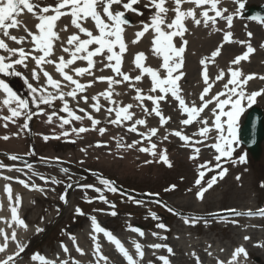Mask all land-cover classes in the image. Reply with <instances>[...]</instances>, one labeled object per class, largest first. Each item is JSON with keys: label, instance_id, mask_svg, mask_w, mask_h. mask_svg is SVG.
Returning <instances> with one entry per match:
<instances>
[{"label": "rangeland", "instance_id": "374dc122", "mask_svg": "<svg viewBox=\"0 0 264 264\" xmlns=\"http://www.w3.org/2000/svg\"><path fill=\"white\" fill-rule=\"evenodd\" d=\"M261 1L264 0H243L249 5H259ZM32 2L39 4L40 6L55 5L57 0H32ZM126 2V0H125ZM149 0H140V3L134 5L143 12V15H138L134 12L129 11L126 15H129L133 24L126 27L124 37L125 42L129 45L128 52L125 53L123 71L129 72L130 75L135 76L139 74V70L135 69L133 64L134 56L139 51H144L147 59L144 62L146 66L153 68H158L162 63L161 59L154 56L151 52V40L153 33L151 30L146 33L141 40L136 44H131V41L135 39V33L140 30L139 26L141 21L149 22L150 16L154 9H149L145 7ZM169 9L174 7L172 0H168L166 5ZM192 4H184L182 8H190ZM235 8L237 7L235 3ZM119 10H123L116 6ZM51 14V13H49ZM168 20L171 21L174 18V12H168ZM22 23L18 29H10V34L17 37L24 35L27 36L24 31V26L26 25L29 30L34 32L30 27L32 22H37L38 20L30 13L25 10L19 17H17ZM237 19L247 20L244 14L240 17L234 19V30L235 28L248 29L252 33L251 38L247 37H237V31L233 32V41H245L246 45L242 46L237 42L224 43L221 49V54L215 58L214 63H209L208 74L210 76V82L215 80V76L219 74L220 69H225L226 76L224 80L215 83L212 91L209 95H214L223 89V84L228 79L227 68L229 62L235 58L236 55L242 54L246 51L247 44L250 43L255 49H261L264 58V26L259 23L253 24L249 23L252 21L247 20L240 21ZM60 25L58 28H63L65 24H70L69 17H62L58 22ZM92 22L89 20L87 27L94 31V26H91ZM219 24L224 25L226 22L218 21ZM186 27L189 31L185 34V39L188 41V45L185 52V67L183 71L185 76L179 82L183 89V95L185 96L186 102L191 104L195 101L199 105V96L192 97L191 93L195 91H202L204 87L203 83V70L204 66L200 64V60L207 57L206 50H200V47H192L190 44V36L193 34V29L195 26L191 19L185 21ZM71 27V26H70ZM69 27V28H70ZM76 31V29L74 30ZM214 35V34H212ZM206 37L209 39V49L213 48L215 50L218 45L223 41L222 31L217 33L216 36H211L210 33H203L202 38ZM0 38L2 34H0ZM61 38L66 41L68 36L63 35ZM83 38V37H82ZM9 44V47H25L26 50H30L31 38L27 37V41L23 45H17L14 42L4 38ZM192 39V38H191ZM212 40V41H211ZM177 44L180 43L179 38L175 41ZM203 45V44H202ZM201 45V46H202ZM224 49V50H223ZM224 51V54H223ZM212 51L207 53H211ZM39 55V53H36ZM0 55H6L0 51ZM254 56L251 55L248 60L242 61L239 67L244 69L243 73L248 74H264V66H259L255 64H248L250 58ZM51 59L56 60L57 57L54 54ZM96 59H99L97 57ZM32 60L27 61L28 67L24 68L22 66H17V70L23 74V77H27L30 82L36 85L35 81L31 80V69L35 67L32 64ZM75 66H86V62L77 61ZM45 69L53 76L54 79L61 80L62 78L55 71L54 65H44ZM100 66L97 65V68ZM236 67V66H233ZM96 76H110L113 75L111 69H105L103 72L96 71ZM11 77L4 78L6 82H9ZM20 79L24 84V79L22 77H15ZM79 79V78H78ZM91 78L85 76L80 78L81 82L86 83ZM257 81V80H254ZM254 83L252 80L246 85L247 92L254 90L264 89V81H257ZM45 80L41 73V79L39 84H44ZM15 85V84H14ZM139 88L144 89L147 93L151 86L150 78L145 76L143 80L136 85ZM192 86L194 87L192 89ZM94 88L101 89L99 92L104 91L107 88L106 82H95L93 84ZM115 91L121 93L119 96H114L118 102L122 105L127 103H132L136 105V101L133 99L135 92L128 88L127 84H121L114 86ZM96 89V90H97ZM65 90V89H64ZM69 90V89H68ZM29 91V90H28ZM49 91H52L49 89ZM93 88H89L85 93L89 97L95 95L99 92L94 91ZM28 94L22 97L27 98ZM223 98V97H222ZM70 102V107L73 110L77 109V102L71 98H67ZM169 102H161V106L164 115L174 117L178 120L175 123V127H170L171 130H179V128H185L187 131L185 134L190 135L195 131L200 125L192 124L189 126H182L180 120L186 118V115H181V111L178 106V102L168 97ZM91 103V100L89 101ZM101 104L107 107V101L100 98ZM149 109L151 108V102L146 101ZM262 107L264 111V94L257 97L256 102ZM43 105H41L42 108ZM62 106V102L57 99L53 101V107H49L52 111H57L58 115H66L63 112H59ZM79 107L85 108L97 118L101 120L102 127L108 129V131L101 136L97 131H89L87 133L81 134V137H76L75 135L70 138L61 139H49L45 141L43 135L51 136V126L52 124L44 123L47 119L45 115L34 116L29 122V126L32 128V132H29V137L23 138L18 148L4 147L0 144V163L12 167V171H8L7 168L0 169V173L5 176L19 177L31 182H35L37 185L45 188L44 192L41 191H29L22 185L17 183L15 180L6 181V183L11 184V188L14 191L21 189L29 200L23 201L19 209V215L24 219L28 225L27 233L24 237L17 239V241H22L26 244V250L18 257V264H39V262H33L30 257L34 253H40L44 255L47 259L58 261L61 259H69V257L74 259L85 258V264H95V256L93 253V247L89 242H86L81 238V235L88 234L92 235V227L90 217L95 216L98 223L106 230L111 231V233L120 239L124 247L133 254L134 258L139 260V257L135 256V248L133 241L140 243L142 245V250L145 253L143 257V264H148L149 261L152 264H162L161 261L157 259L159 255H164L168 257L171 264H197L196 258L198 257L202 264H217V261H223L225 264L230 260L232 253L236 247L243 246L246 253L253 247H260V243L264 240V217L261 216H237L234 220H226V216L234 215L228 213L226 210H250L254 213L264 206V187H261L262 182H264V142L262 143V152L258 161H253L250 155L247 153L245 148L240 144L233 154L231 159L222 160V167L227 168L228 171L223 179H218V182L204 194L205 199L202 203L201 199H197L196 192L199 190V186L195 185V180L198 178L197 165L203 163L204 161L214 160V149L203 148L199 154L198 162H193L189 159L190 148L183 147V141L178 137L170 135L168 141H163L161 143L162 148L167 149L169 159L172 162V167H167L163 163H151L148 164L146 175L140 174L139 172H126L121 173L119 171L120 165L115 163L109 164L104 163L103 165L95 164L96 159L94 158V145L97 141L106 142L107 145H114L123 137V143L128 144L133 140H138L140 137L136 133H131L126 130L125 127L114 126L107 123L109 119L108 114L103 109L99 113L93 112L91 108L83 101L79 102ZM213 105H209V109ZM248 107H245V110ZM35 111V109H33ZM136 113V118H144L147 120V128L157 127L159 132L157 136L153 137V141L161 140L165 132L159 126V117L154 114L152 116H145L143 111L139 107H134L132 109ZM78 115H83L77 111ZM203 117L211 118L210 111L206 109L204 113L201 114ZM244 113L241 114L239 119V125L242 123ZM148 117H150L148 119ZM111 118H114V114ZM24 123V120L18 118L17 123L14 124L16 131L19 129L18 123ZM81 122H73L77 127L80 126ZM84 126H90V121L85 119L83 122ZM98 126V127H99ZM68 128L69 126H65ZM141 132L147 131V128L138 126ZM213 137L215 133L211 134ZM111 137H116L115 140ZM75 140V143L71 142ZM212 141H208L211 143ZM144 143H147L145 141ZM93 145V147H88V145ZM81 148L87 149V155L81 152ZM4 151V152H1ZM2 153V154H1ZM246 156L245 163L233 164L232 160H238L240 155ZM10 155H18L20 159L11 160ZM59 158L56 160L55 158ZM47 160V162H45ZM83 161V163H81ZM31 164L33 169L40 173L42 176L48 178L49 182L45 183L37 176H33L32 172L28 169L27 165ZM20 168L22 171L17 172L14 169ZM67 168L68 172L65 173L62 169ZM219 169L207 172L204 179L201 181L202 184H206L207 180L211 176L216 174ZM102 175L115 182V186L118 188L116 193L109 191H104L103 195L106 196L110 204H114L115 208H111L110 204H105L99 199V193L95 192L93 189H83L79 185L82 184H93L96 187L103 188L99 184L97 176ZM240 176V180L236 177ZM55 178L59 183H51V178ZM71 184L72 187L69 188L68 185ZM175 184L177 187L172 190L165 192L164 189L169 187V185ZM191 189V191H189ZM150 193H159L158 196L149 195ZM61 194H66V203L60 200ZM85 197L91 199V203H87ZM134 201H139L140 203H134ZM159 201V203L157 202ZM167 205V207H165ZM79 207L83 214L77 215L75 209ZM102 209L103 211H97ZM172 209L173 211H169ZM116 211L118 214L112 216L109 213L111 211ZM190 211L198 212L199 217L202 219L198 220L195 224H201L199 227L190 228V224H185L184 220L190 217H183V213ZM156 213L158 219H153L151 213ZM183 212V213H182ZM210 214H219V219H213ZM182 215V216H181ZM235 216V215H234ZM205 221H208L206 224ZM235 221V223H233ZM157 223H164L167 226L168 231L158 229L156 227ZM186 226H183V225ZM129 225L137 227L144 232V236H140L138 233L132 232L129 229ZM42 228L43 231L36 232V228ZM225 230L229 232V235L235 241L231 244L230 240L225 234ZM156 232L159 236H166V240L159 239V236H153L152 233ZM75 237L77 244L81 247L85 254L80 255L73 245L69 236ZM97 240L101 244V250L103 254L109 257V264H126L121 254L115 249L112 243H110L102 233L96 234ZM248 236L249 239L245 240L244 237ZM103 240L106 243H103ZM61 243L65 244L70 252L65 254L60 247ZM155 243H166L173 248V255H169L166 249H152L149 247L151 244ZM201 243L200 247L198 246ZM209 245L211 247H209ZM200 249V250H199ZM177 250H180L179 252ZM203 251L204 254L200 251ZM211 252L212 255H208ZM10 252H7L9 254ZM195 253V256H193ZM3 256L4 258L6 257ZM257 254H252L250 257H245L241 254L237 258V264H264V249L258 250V255L262 256V262L255 260ZM190 256L194 258V263L190 262Z\"/></svg>", "mask_w": 264, "mask_h": 264}, {"label": "snow or ice", "instance_id": "6c2138e0", "mask_svg": "<svg viewBox=\"0 0 264 264\" xmlns=\"http://www.w3.org/2000/svg\"><path fill=\"white\" fill-rule=\"evenodd\" d=\"M140 3V0H57L55 5L40 6L32 2V0H0V34L2 37L7 38L17 45H23L27 41V37L31 38V49L26 50L25 47L12 48L4 38H0V51L6 53V55H0V121H3V126L7 128L9 124H16L18 118H23L24 123L19 125L20 129L29 130V122L37 115H45L47 119L45 123L55 124L60 129L57 133L55 128L52 135H43V139L48 141L51 139L70 138L75 135L81 137V134L89 131H97L103 136L108 129L101 125V120L97 119L92 112H89L85 108L79 107V102L83 101L89 106L95 113H99L102 109L106 111L109 119L108 124L114 126L125 127L128 132L136 133L140 139L133 140L131 143H123V137L117 141L116 147L118 149L124 148L136 149L139 152L146 153L153 159L145 160V165L151 163H163L167 167H172V162L169 159L167 149L159 148V144L153 141V137L157 136L159 128L151 127L147 128V120L144 118H136V113L132 111L134 107L142 109L145 116L159 117V126L164 127L169 121L171 116L164 115L161 102L168 103V97L178 102L181 115H186V118L180 120L182 126H189L192 124H198V127L191 135H187L182 127L179 130H171L167 134L161 137V142L168 141L169 136L173 135L183 141V147L192 149L189 155L190 160H197L199 154L203 148L214 149V160L204 161L197 165L198 178L195 180V185L199 186V190L196 192L197 199H203L204 194L211 189L218 179H223L228 171L227 168L222 167V160L231 159L233 157L236 148L239 147L241 141L239 138V119L242 113L245 111V107H251L257 97L264 94V89L254 90L250 93L246 90V85L249 81L255 78L256 74L245 75L242 69L239 67L242 61H246L249 55L252 54L255 49L250 43L247 44L246 51L242 54L236 55L233 60L229 62L227 68L228 79L223 84V89L216 92L214 95H209L216 82L224 80L226 76L225 69H220L219 74L215 76V80L210 82V76L208 74L209 63H214L215 58L221 54V49L224 43L238 42L245 44V41H233V32L226 31L223 35V41L211 52L210 57H204L200 60V64L204 66L202 73L204 87L199 94V105L195 101L191 104L186 102L185 96L182 94L183 89L180 85L181 79L185 76L183 71L186 63L185 52L188 45L185 34L189 31L186 27L185 21L191 19L195 26H203L205 28L210 27V32L221 31L217 27L218 21L226 22V27L231 29L234 27V19L240 17L242 11L245 9V3L243 0H235L237 5L234 12L229 13L227 7L219 8L218 5L221 0H172L174 7L169 9L166 5L168 0H149L145 4L146 8L154 9L150 16L149 22L141 21V28L135 33V39L131 41V44L138 43L146 33H153L151 40V52L154 56L161 59L162 63L158 68H153L145 65L147 56L144 51H139L135 54L133 64L135 69L139 70V74L132 76L129 72L123 71V63L125 53L129 50V45L125 42L124 33L126 26L130 24V21L126 18V14L131 11L138 15H143V12L134 5ZM184 4H192L194 7L187 9L182 8ZM122 8L123 10H119ZM208 6V7H205ZM197 9H200L197 13ZM32 14L38 23L35 24L36 32H32L24 26V31L27 36L21 35L19 37L10 34V29H18L22 23L17 19L24 11ZM174 12V18L169 22L168 12ZM213 13L210 15L209 13ZM51 13V14H49ZM225 13H228L225 15ZM62 17H70V26L76 29L75 32L70 34L66 41H64L60 32H66L69 29V24H65L63 28H58V21ZM252 20H256L264 23V16L250 17ZM89 20L94 24V31L87 27ZM251 38L252 33H247ZM83 37V38H82ZM176 38H179L180 43L177 44ZM59 41L62 52L68 54L67 59L61 55L58 59L53 60L51 57L55 54V42ZM264 47V45H262ZM36 53H39L37 55ZM99 57V59H96ZM31 59L35 63V67L31 69V80L36 82V85L29 81L27 77H23V74L17 70V66L24 68L28 67L27 61ZM77 61L86 62V66H75ZM44 65H54L55 71L62 78L61 80L54 79L53 76L45 69ZM97 65L100 67L97 68ZM236 66V67H233ZM105 69H111L113 75L110 76H96L95 72H103ZM41 73L45 80L44 84H39L41 79ZM92 77L86 83L81 82L80 79L83 76ZM147 76L150 78L151 86L145 93L144 89L137 87V83L141 82L143 78ZM6 77H22L24 83L28 88V96L22 97L16 91L10 87L9 83L4 78ZM260 79L264 80V76ZM106 82L107 88L95 95L89 97L85 93L89 88L93 86L95 82ZM127 84L128 88L135 92L133 99L137 102L136 105L132 103L121 104L114 96H119L121 93L116 92L114 86ZM65 88L69 90L65 91ZM51 89L52 91H49ZM67 98L77 102V109L73 110L70 107V102ZM103 97L107 101V107L101 104L100 98ZM223 97V98H222ZM59 99L62 102V106L59 112H63L66 115H58L57 111L48 113L41 105L53 107V101ZM91 100V103L89 102ZM146 101L151 102V108L146 104ZM209 105H213L209 109ZM3 109L7 110L8 115L3 114ZM35 109V111L33 110ZM208 109L211 114V118L203 117L201 114ZM82 113L83 115H78ZM114 114V118H111ZM54 117L56 119H54ZM87 119L90 121V126H84L83 121ZM58 121V123H57ZM81 122L77 127L73 122ZM69 126L66 128L65 126ZM99 126V127H98ZM147 128V131L141 132L139 127ZM215 132L213 137L211 134ZM20 131L12 133V136H19ZM9 135L0 136V139L8 140ZM115 140L116 137H111ZM147 141V146H144V142ZM208 141H212L208 143ZM71 142L75 143V140ZM139 147L137 148V146ZM95 147H106L107 143L103 141H97ZM93 147V145H88ZM81 152L87 155V149L81 148ZM99 157H97L98 159ZM123 158V157H120ZM9 159L15 161L20 159L18 155H10ZM59 160V158H55ZM47 162V160L45 161ZM245 163L246 156L240 155L238 160H232L233 164ZM83 163V161H81ZM28 169L32 172L33 176L39 177L45 183H48V178L42 176L40 173L33 169L31 164L27 165ZM7 168L8 171H12L13 168L0 163V169ZM216 171V174L211 176L207 180L206 184H202L207 172ZM17 172L22 171L20 168L14 169ZM67 173L68 169H62ZM0 178L5 181L15 180L29 191H41L44 192L45 188L37 185L35 182L29 183V181L20 179L19 177L4 176L0 173ZM98 182L103 188L96 187L93 184L79 185L83 189H93L99 193L96 199H99L105 204H110L103 192L109 191L116 193L118 188L115 186V182L105 178L102 175L97 176ZM240 180V176L236 177ZM51 183H59L54 177L51 178ZM72 187L71 184L68 185ZM177 186L175 184L169 185L164 191H172ZM261 187H264L262 182ZM191 191V189H189ZM4 193L7 196L9 202L10 220L5 217H0V221H3L8 228L12 229L11 233L5 232L4 229H0V254L6 253L9 248V241L15 243V251L6 255L5 258L0 259V264H18V257L25 252L26 244L22 241H17L16 228H24L27 230L28 225L24 219L19 215V209L22 204V197L19 193L13 195V191L10 183L4 185ZM149 195L158 196L159 193H150ZM60 200L66 201V194H61ZM87 203H91L92 200L85 197ZM159 203V201H157ZM139 204V201H134ZM3 205L0 204V208ZM111 208H115L114 204H110ZM167 207V205H165ZM173 211L172 209H168ZM97 211H103L102 209ZM235 216H253L259 215L264 217V209H260L257 212H240L235 209L230 210ZM77 215H82V210L77 207L75 209ZM112 216H116V211L109 213ZM213 219H219V214H210ZM153 219H158L156 213H151ZM202 219V217H190L184 220L185 224L195 223ZM92 235L91 240L93 243V253L95 256V264H109V257L103 254L101 250V244L97 240V235L102 233L103 236L115 246V249L123 257L126 264H143V257L145 253L142 250V245L133 241L135 248V256L139 257V260L135 259L133 254L124 247L120 239L115 237L111 231L103 228L97 221L95 216L90 217ZM207 224L208 221H205ZM235 223V221H233ZM156 227L168 231L167 226L164 223H157ZM129 229L132 232L138 233L140 236H144V232L129 225ZM43 231L42 228L37 227L36 232ZM153 236H159L158 233L153 232ZM75 246V250L84 255V250L79 247L75 237L69 236ZM159 239L166 240V236H159ZM245 240L249 237L245 236ZM65 254L70 252L69 248L61 243ZM152 249H166L169 255H173V248L166 243H155L149 245ZM209 247H211L209 245ZM243 254L247 256L246 250L243 246L236 247L232 253L230 260L227 264H236L237 258ZM208 255H212L211 252ZM195 256V253H193ZM162 264H171L168 257L159 255L157 257ZM30 260L33 262H39V264H81L80 261L69 257V259H61L53 261L47 259L40 253H34L31 255ZM197 264H202L199 258H196ZM91 264V262H90ZM148 264H152L151 261ZM217 264H225L223 261H217Z\"/></svg>", "mask_w": 264, "mask_h": 264}, {"label": "bare ground", "instance_id": "6f19581e", "mask_svg": "<svg viewBox=\"0 0 264 264\" xmlns=\"http://www.w3.org/2000/svg\"><path fill=\"white\" fill-rule=\"evenodd\" d=\"M191 5V4H190ZM235 0H221V3L218 5L219 8H224V7H227V9L229 10V13H232L235 11ZM191 7H194V5H192ZM205 7H208V6H205ZM200 9H197V13H199ZM210 15H213V13H209ZM228 14V13H225V15ZM70 18V17H69ZM38 23V21L36 22H32L30 24V27L32 28V30H34V32H36V29H35V24ZM262 23V22H260ZM88 25V24H87ZM262 25L264 26V23H262ZM60 25H58L59 27ZM69 27H70V24H69ZM210 27L209 28H205L203 26V24L199 27H195L193 29V34L192 36H190V44L192 47H200V50H203L204 49V52L206 50V54L207 57H210L211 53H207V52H210L211 51H214L212 50L213 48H210L209 49V45L208 44L210 41L209 39H207L206 37L202 38L201 40V37L203 35V33H206V32H209V33H218V32H210ZM217 27L219 29L222 30H230L228 29L226 26H223L220 24L217 25ZM139 28H141V25L139 26ZM75 29L73 27H70L68 29V31L66 32H60V36H63V35H67L69 36L70 34H72ZM238 30V33L241 37H244L246 36V31L242 28H237ZM232 31V30H230ZM213 36V40H214V36L216 35H212ZM238 35V34H237ZM192 38V39H191ZM212 41V40H211ZM203 44V45H202ZM202 45V46H201ZM55 55L58 59L59 56L63 55L65 56V58L67 59V55L66 53L62 52L61 50V46H60V42L57 41L55 42ZM224 50V49H223ZM261 49H256L252 54L254 56H252L249 60V63L248 64H255V65H259L261 66H264V58H261L260 56L263 55L262 51H260ZM223 54H224V51H223ZM250 54V55H252ZM249 55V57H250ZM32 64L35 65L34 61L32 62ZM242 71H244V69H242ZM87 76V75H85ZM83 76V77H85ZM261 76H264V74H259L255 76L254 79H252V81L254 83H258L257 81L260 80V81H264L262 79H260ZM82 78V77H81ZM92 79V77H90ZM80 79V78H79ZM254 80H257V81H254ZM205 86V85H204ZM94 89V91H97L99 92L101 89H97V88H94L93 86L91 87ZM194 87L192 86V89ZM69 88H65V91H67ZM97 89V90H96ZM94 91H92V93H94ZM102 92V91H101ZM202 91H195V93H191V96L192 97H197L199 96V94L201 93ZM0 97H2V93H0ZM3 114L4 115H8L7 113V110L6 109H3ZM46 112L50 113L49 111L45 110ZM150 117H148L149 119ZM178 122V120L174 117H172L171 121H169L164 127H162V131L165 132V133H168L169 131H171V129H169L170 127H175V123ZM3 121H0V130H1V134H8L9 137L11 138V140H9L8 144L9 145H14L15 143V140L14 137L12 136V133L14 131V127H13V124H9V126L7 128H5L3 126ZM58 123V121H57ZM55 125V124H53ZM58 129V127H57ZM181 129V128H179ZM187 129L184 128V132H186ZM215 133V132H213ZM192 133H190L191 135ZM158 144H159V148L163 149L162 148V145H161V140H158L156 141ZM3 144H6V143H3ZM144 146H147V143H144ZM139 147V145L137 146V148ZM203 149V147H202ZM95 153H94V158L96 159V162L95 164L97 165H103L104 163H109L110 165L115 163L116 165H120V168H119V171L121 173H126V172H139L140 174H143V175H146V172H147V167H148V164L145 165L143 162L145 160H150V159H153L151 156H149L148 154L146 153H142V152H139L138 150L136 149H128V150H125L124 148H120L118 149L116 147V144L114 145H107L106 147H96L94 149ZM192 152V149H190V154ZM97 157H99L97 159ZM120 157H123V158H120ZM193 162H198L199 160H192ZM155 163V162H154ZM156 164V163H155ZM5 176V174H4ZM6 184V181L3 179V178H0V204L3 205L2 208H0V217H5V218H8L10 220V211H9V202H8V199H7V196L6 194L4 193V185ZM19 190H16L14 191V189H12L13 191V195H15L16 193H19L22 197V203L24 204L23 201H28L29 198L26 197L24 195V193L21 191L20 188H18ZM210 191H208L209 193ZM204 199H205V196L203 197V199H201L202 203H204ZM237 211H240V212H248V211H243V210H237ZM183 213V212H182ZM186 214V213H185ZM187 215L189 216H196L198 215V212H193V211H190L187 212ZM1 223V226L4 227L1 229H4L5 232H8L9 234L11 233L12 229L8 228V226L3 222V221H0ZM183 226H186L185 224ZM190 227H192L190 225ZM28 230V229H27ZM27 230H25L24 228H16V232H17V237L19 239H21V237H24V234L27 233ZM225 234L227 236V238L230 240V243L233 244L235 243V241L232 239V237L229 235V232L227 230H225ZM83 237V238H82ZM81 238L84 239L86 242H89L92 247H93V243H92V240H91V235H88V234H83L81 235ZM0 242H2V237H0ZM103 243H106L104 240H103ZM14 244V245H13ZM201 243L198 245V246H195V247H200ZM12 246H15V243L13 242L12 243ZM260 249H264V240L262 241V243H260V247L257 246V247H253L251 250H249L247 252V256L250 257L252 254H257L256 257H255V260L258 262L259 260L262 262V256L258 255V250ZM200 250V249H199ZM178 252L180 250H177ZM200 252H202L204 254V252L201 250ZM85 258H79L77 259L78 261L81 262V264H85L84 263V260ZM190 262L194 263V258L192 256H190Z\"/></svg>", "mask_w": 264, "mask_h": 264}, {"label": "water", "instance_id": "95a60500", "mask_svg": "<svg viewBox=\"0 0 264 264\" xmlns=\"http://www.w3.org/2000/svg\"><path fill=\"white\" fill-rule=\"evenodd\" d=\"M246 13L251 17L264 16V7L251 8ZM239 136L252 158L257 161L261 154L260 144L264 140L263 115L259 108L251 107L248 110Z\"/></svg>", "mask_w": 264, "mask_h": 264}]
</instances>
